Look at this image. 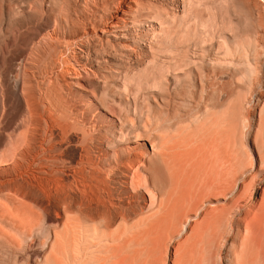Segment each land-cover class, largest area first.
Instances as JSON below:
<instances>
[{
  "label": "bare ground",
  "instance_id": "bare-ground-1",
  "mask_svg": "<svg viewBox=\"0 0 264 264\" xmlns=\"http://www.w3.org/2000/svg\"><path fill=\"white\" fill-rule=\"evenodd\" d=\"M33 1L32 52L0 49V264H264V208L236 207L264 168V0H237L252 33L228 0ZM80 85L105 91L82 113Z\"/></svg>",
  "mask_w": 264,
  "mask_h": 264
},
{
  "label": "rangeland",
  "instance_id": "rangeland-1",
  "mask_svg": "<svg viewBox=\"0 0 264 264\" xmlns=\"http://www.w3.org/2000/svg\"><path fill=\"white\" fill-rule=\"evenodd\" d=\"M83 1L84 0H57V1L46 0V7H47L46 10L48 13L52 15L53 19L55 18L60 19L61 17L60 15L62 13L61 7L65 6V9L66 10L68 9L67 11H69L68 13H70V15L72 14L70 17L74 18L75 17L74 14L76 12L74 10L76 8H77L76 10L82 9L83 8L82 6H84ZM206 1L210 2L211 0H206ZM140 2H142V4L145 7L148 6L150 8V11L147 10V12L148 11L154 12L159 10L160 12H165V13L169 12L172 14L174 12V14L176 13L179 14L182 13L183 11L181 0H140ZM0 3H1L0 5L1 8L10 7L12 9L16 8L15 9L16 11L20 9L24 10L23 17L16 18L15 21H13L10 25L4 22V19L0 12V27H1L0 49L8 45L7 48L6 47L4 48L8 56L14 55V53L18 49H20L23 52V56L27 58L29 56V53H31L32 50L34 49L38 36L37 23L39 16L36 12V3L33 0H0ZM222 10L223 11L221 13H223L226 16L225 21L227 22H225L224 27L227 31L232 28H238L243 33L253 32L255 26L254 23L255 19H254L253 11L249 7H247L242 3L237 2V0H230V1L228 0L227 2H225V6L223 7ZM144 28L143 27L140 28V32L137 34V37H142L141 31H143ZM64 30H69V28L66 27L64 28ZM74 36L75 35H72L70 36V38L72 39L74 38ZM220 51H222V49H220ZM146 55L147 56L150 55V52H146ZM109 56L111 59L115 61V64L119 62L122 58H124L123 56L114 53H110ZM45 60L48 61V59H46V55L44 54V52H41V54L36 56L34 62L30 64V69L35 75L37 74L36 76L39 75L38 71L40 70V67H42L43 63L45 64L46 62ZM2 71H4V63L3 61L0 60V73ZM71 78L74 77L72 76ZM33 84L36 85L35 82H33ZM36 87L37 86H35V89L37 90L38 88ZM79 88H80L79 90H76L78 94L76 93L77 95L72 99L70 105L76 112H81V113L83 112V110H85V108H87V104L91 99L94 101L98 100L101 94L105 92V91L104 92L100 91L99 93L95 94L93 93L91 88L81 85L79 86ZM156 112L157 111L155 109V113ZM94 114L95 113H91L89 115L87 114L84 121L89 122ZM121 114L122 116L124 115V113ZM251 191L252 194L247 200L241 201L239 205L238 204L236 205V207L238 206L237 208H241V211L246 212L249 209L255 210L256 208L257 209L264 208V168L261 170L260 174L258 175L255 187ZM225 264H227V262Z\"/></svg>",
  "mask_w": 264,
  "mask_h": 264
}]
</instances>
